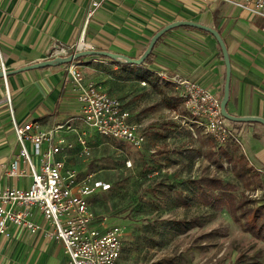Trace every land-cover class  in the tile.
Instances as JSON below:
<instances>
[{"label": "crops", "instance_id": "1", "mask_svg": "<svg viewBox=\"0 0 264 264\" xmlns=\"http://www.w3.org/2000/svg\"><path fill=\"white\" fill-rule=\"evenodd\" d=\"M91 2L0 0V46L7 73L52 61L51 52L55 45L69 48L82 42L91 45L94 51L140 59L152 39L166 26L181 21L195 22L215 29L227 48L231 62L228 113L240 118L264 120L263 19L214 0H112L89 17ZM92 58H96L97 62H107L116 73H104L102 66L92 63ZM110 61L87 57L80 63H83L81 68L86 81L97 84L103 92L120 99L131 115L127 100L135 93L136 86L133 84L138 82L139 77L147 78L141 79L142 86L146 83L145 86H152L156 91L160 89L158 84L161 82L171 87L175 98H179L175 86L161 80L158 74L178 75L198 83L221 99L224 96L225 59L218 41L205 31L188 27L169 31L158 40L151 61L142 66L113 64ZM118 64H122L123 69ZM67 65L12 75L7 77V87L4 79H0V190H28L32 184L29 176L12 177L8 173L17 160H20L21 167L25 166L20 158L21 147L14 131V121L20 126L36 121L49 131L80 116L78 94L73 90ZM118 76L125 78L123 80ZM121 89L128 95L124 96ZM182 108L181 104L179 109ZM176 111L173 110L176 119L183 124L190 123L191 131L197 129L207 137L201 128L191 122L185 111L182 114ZM228 124L236 134L241 153L261 175L263 187L252 195L257 193L254 199L259 202L258 205H263L264 126L230 121ZM75 125L80 131L86 130L79 123ZM62 136L75 143L76 147L58 158L65 162L66 170H75L82 180L86 175L81 177L78 170L70 168L80 151L76 135L65 132ZM91 136L99 135L92 133ZM225 164L231 169L227 162L223 163V167ZM98 194L91 196L88 202L92 211L101 218L92 204ZM32 220L42 227L35 235L15 227L9 229L10 238L0 235V264H70L63 245L46 236L51 225L36 208L32 210Z\"/></svg>", "mask_w": 264, "mask_h": 264}, {"label": "rangeland", "instance_id": "2", "mask_svg": "<svg viewBox=\"0 0 264 264\" xmlns=\"http://www.w3.org/2000/svg\"><path fill=\"white\" fill-rule=\"evenodd\" d=\"M92 59L104 73H116L107 62ZM137 79L135 93L127 101L132 123L146 137L142 149L90 136L91 156L83 159L78 155L70 167L81 177L91 174L111 185V190L96 195L92 204L98 215L108 218L109 226H121L125 231L120 263L163 264L173 260L174 264H264V243L243 233L226 212L196 204L190 208L180 205L181 190L191 191V183L201 177L237 180L227 164L220 170L204 158L202 140L209 137L197 129L191 131L190 123L183 124L167 108L168 102L175 104L174 90L161 82L156 91ZM124 89L123 95H128ZM180 107L177 111L182 114ZM256 197L257 193L252 195ZM195 218L202 227L185 234L178 230L177 223Z\"/></svg>", "mask_w": 264, "mask_h": 264}, {"label": "built area", "instance_id": "3", "mask_svg": "<svg viewBox=\"0 0 264 264\" xmlns=\"http://www.w3.org/2000/svg\"><path fill=\"white\" fill-rule=\"evenodd\" d=\"M110 1L92 0L89 17ZM214 1L233 5L264 20V0ZM82 43V47L78 44L69 48L55 45L51 60L94 51L91 45ZM82 64L74 61L67 65L73 90L78 94L80 116L49 131L44 130L36 121L21 126L14 121V131L21 147L20 158L25 166L21 167L20 160H17L8 173L12 177L29 176L32 184L28 190H0V235L10 238L11 227L32 235L40 232L42 227L32 220V210L36 208L51 225L46 236L63 245L70 264H121L124 229L121 226H109L108 218L97 217L88 202L97 193L109 192L111 185L97 180L91 174L81 180L75 170H66L65 162L58 157L73 150L76 145L67 141L62 134L70 132L76 135V143L80 147L79 156L83 159L91 156L88 138L92 133L123 142L137 150L145 145L146 137L132 123L131 113L120 99L103 92L97 84L86 81ZM0 71L4 74L7 87V68L1 46ZM158 77L175 86L191 122L219 147L237 140L229 121L222 115L221 98L198 83L178 75L171 77L161 73ZM7 101L10 104L9 93ZM75 123L83 125L86 130L80 131ZM127 164L131 166L130 162Z\"/></svg>", "mask_w": 264, "mask_h": 264}, {"label": "trees", "instance_id": "4", "mask_svg": "<svg viewBox=\"0 0 264 264\" xmlns=\"http://www.w3.org/2000/svg\"><path fill=\"white\" fill-rule=\"evenodd\" d=\"M152 53L146 59L145 64L151 61ZM101 58L110 61L108 58ZM110 62L116 64L115 61ZM119 66L123 65L120 64ZM141 79L147 80L146 77H140ZM173 101L175 104L170 101L166 104L167 108L177 110L182 101L180 98H174ZM202 144L205 147L204 158L211 164L216 165L220 170H224V162L229 163L237 183H225L219 177H201L191 183V191L181 190L179 193L180 205L190 208L196 204L214 211H226L243 233L249 234L264 243V204L258 205L259 202L251 196L252 193L263 187L261 175L249 165L241 153L237 140L227 143V146L219 147L209 137L206 140H202ZM176 226L182 234H185L194 228L202 227V224L199 218H195L189 222L182 221L177 223ZM163 264H174V261L165 260Z\"/></svg>", "mask_w": 264, "mask_h": 264}, {"label": "water", "instance_id": "5", "mask_svg": "<svg viewBox=\"0 0 264 264\" xmlns=\"http://www.w3.org/2000/svg\"><path fill=\"white\" fill-rule=\"evenodd\" d=\"M182 27L198 29V30L205 31V32L213 35L221 47V50H222V53H223V56L225 59L226 69H227V71H226V84H225V88H224V96H223L222 103H221L222 115L230 122H234V123H259V124H262L264 126V120L261 118H254V117L240 118V117L232 116L228 113L227 105H228L229 99H230L231 62L229 59L227 48H226L225 43H224L223 39L221 38L220 34L215 29L203 26V25L195 23V22L181 21V22H176V23H173L171 25L166 26L164 29H162L160 32H158L156 34V36L152 39V41L150 42V44L148 46V49L146 50L143 57H141L140 59H131V58L126 57V56L113 54V53H109V52H104V51H83V52H79L75 55H72L68 58H61V59H57L55 61H47L44 63H39V64H35L32 66L24 67L22 69H19L18 71L7 73L6 77H10V76L18 74V73H23V72H27V71L35 70V69H42V68L53 67V66L57 67V66L67 65V64H70L74 61H79L80 59L87 58V57H105V58H108L109 60H112V61H115L118 63L142 66L145 63L146 59L153 52L158 40L163 35H165L166 33H168L169 31H171L175 28H182ZM0 79H4V74L2 72H0Z\"/></svg>", "mask_w": 264, "mask_h": 264}, {"label": "bare ground", "instance_id": "6", "mask_svg": "<svg viewBox=\"0 0 264 264\" xmlns=\"http://www.w3.org/2000/svg\"><path fill=\"white\" fill-rule=\"evenodd\" d=\"M82 46H83V43L80 44V47H82Z\"/></svg>", "mask_w": 264, "mask_h": 264}]
</instances>
